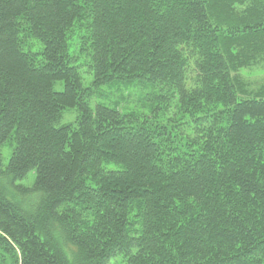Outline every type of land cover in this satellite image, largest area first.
<instances>
[{"label":"trees","instance_id":"1","mask_svg":"<svg viewBox=\"0 0 264 264\" xmlns=\"http://www.w3.org/2000/svg\"><path fill=\"white\" fill-rule=\"evenodd\" d=\"M258 60L264 0H0V264H264Z\"/></svg>","mask_w":264,"mask_h":264},{"label":"rangeland","instance_id":"2","mask_svg":"<svg viewBox=\"0 0 264 264\" xmlns=\"http://www.w3.org/2000/svg\"><path fill=\"white\" fill-rule=\"evenodd\" d=\"M242 75L252 90L255 92L260 91L264 88V61L258 60L254 65L245 68ZM126 96L128 97L129 105L136 104L138 100L136 92L133 91L132 94H126Z\"/></svg>","mask_w":264,"mask_h":264}]
</instances>
